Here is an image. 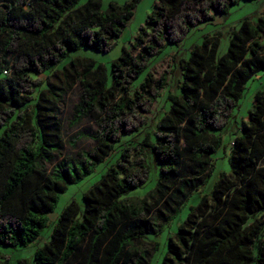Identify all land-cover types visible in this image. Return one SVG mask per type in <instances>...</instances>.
<instances>
[{"label": "trees", "instance_id": "obj_1", "mask_svg": "<svg viewBox=\"0 0 264 264\" xmlns=\"http://www.w3.org/2000/svg\"><path fill=\"white\" fill-rule=\"evenodd\" d=\"M139 1L103 10L102 0H0V248L35 244L59 194L108 164L81 205L63 208L49 241L16 264H144L130 258L145 234L140 223L163 203L187 202L190 190L197 201L159 264H264V90L246 120L230 123L246 84L264 70V16L231 27L221 56L220 32L173 56L179 77L171 86L149 71L214 13L257 0H156L130 50L109 62L88 56L114 51ZM76 85L69 126L90 119L95 131L68 146L94 145L54 162L63 147L59 106ZM164 90L167 109L152 123ZM227 149L229 173L214 158ZM148 154L157 183L133 197L150 179Z\"/></svg>", "mask_w": 264, "mask_h": 264}, {"label": "rangeland", "instance_id": "obj_2", "mask_svg": "<svg viewBox=\"0 0 264 264\" xmlns=\"http://www.w3.org/2000/svg\"><path fill=\"white\" fill-rule=\"evenodd\" d=\"M102 1V9L104 10L109 3L123 5L131 0ZM155 1L156 0H140L138 2L132 18L123 29L122 34L117 41V46L111 54L102 55L86 50L88 53L87 55L97 61L109 62L119 54L121 47L130 50L139 26L143 24L146 15L151 11ZM262 15L264 16V0L240 2L238 5L232 7L225 16L215 14V19H213L212 22L196 26L181 43L178 45H168L159 57L152 59L149 68L150 73L156 78L165 76L167 82H169L171 86L173 81L179 77V71L176 65L177 59L173 56H177V58L187 57L189 49L194 45H199L203 39V35H211L215 32H220L222 34L218 51V56H221L226 51L231 27L237 26L239 22L246 17L255 21ZM259 90H264V70L259 72L256 77L246 84L243 95L238 101L237 107L232 112V118L230 120L232 128L236 126L238 127L242 120H246L248 111L253 109V95ZM166 92V90L163 91L162 97L159 98L152 107V113L149 115L152 123L167 109ZM79 94L80 90L76 85L72 91L64 97L63 102L59 106V120L62 126L63 147L61 149V155L56 156L54 162H57L62 157H74L77 151H88L94 145L91 140H83L76 144L75 149H71L68 146V141L76 134H92L95 131V125L90 119L82 120V122L75 127L69 126L71 109L77 102ZM231 131L232 129L230 128L227 135H224L225 145L229 141ZM230 140H232V138H230ZM214 158L216 159L217 170H223L225 173H229V149H227L226 153L219 150L214 154ZM147 163L150 167V179L143 188L130 194L133 197H144L157 183L158 164L149 154L147 156ZM262 163H264V161ZM107 165L108 164L96 165L94 170L84 179L68 185L67 189L59 194L58 201L54 206L52 213L48 215V223L46 227L42 229L40 239L35 244L27 247H17L15 249L0 248V256H4L0 257V262H5V264H16L17 260L30 257L35 248L41 247L45 242L49 241L53 225L63 208L71 201H76L81 205L83 193L99 181L100 175L104 172ZM189 177H182V180L188 179ZM186 194L189 198L187 202L182 199L180 205L172 203L171 206L163 203L152 211L150 217L146 221L140 223L142 226L141 230H144L145 234L141 235L142 238L134 244V252L130 257L131 262L141 260L144 264L160 263L166 250L168 235L174 233L177 225L186 217L189 205H194L197 201L196 193L194 191L190 190ZM172 208L177 209L178 212L174 213Z\"/></svg>", "mask_w": 264, "mask_h": 264}, {"label": "built area", "instance_id": "obj_3", "mask_svg": "<svg viewBox=\"0 0 264 264\" xmlns=\"http://www.w3.org/2000/svg\"><path fill=\"white\" fill-rule=\"evenodd\" d=\"M7 72H8L7 70H4V71H3V74H4V75H6V74H7Z\"/></svg>", "mask_w": 264, "mask_h": 264}, {"label": "crops", "instance_id": "obj_4", "mask_svg": "<svg viewBox=\"0 0 264 264\" xmlns=\"http://www.w3.org/2000/svg\"><path fill=\"white\" fill-rule=\"evenodd\" d=\"M155 2H156V1H155ZM153 5H154V4H153ZM215 14H219V13H214V14H213V16H214V19H215ZM219 15H221V14H219Z\"/></svg>", "mask_w": 264, "mask_h": 264}]
</instances>
